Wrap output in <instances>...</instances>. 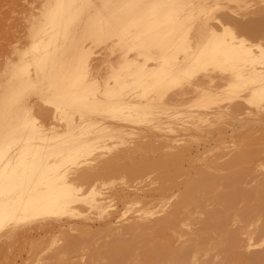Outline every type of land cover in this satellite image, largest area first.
Listing matches in <instances>:
<instances>
[{"label":"bare ground","instance_id":"6f19581e","mask_svg":"<svg viewBox=\"0 0 264 264\" xmlns=\"http://www.w3.org/2000/svg\"><path fill=\"white\" fill-rule=\"evenodd\" d=\"M97 1L49 0L0 44V263L31 242L18 264H264V137L252 136L264 116L243 117L264 111V10L230 7L262 0ZM225 125L242 132L233 154L191 157ZM105 144L110 155L82 161ZM105 173L123 184L76 185Z\"/></svg>","mask_w":264,"mask_h":264},{"label":"rangeland","instance_id":"374dc122","mask_svg":"<svg viewBox=\"0 0 264 264\" xmlns=\"http://www.w3.org/2000/svg\"><path fill=\"white\" fill-rule=\"evenodd\" d=\"M47 1H49V0H14V1H11V0H8V1L7 0H0V15H1L0 16V22H1L0 23V33H1L0 35L3 34L2 35L3 37L0 36V39L4 38L6 35L10 34L11 32H14V30L18 31V35L19 34L24 35L27 32V29L30 28V25H29L30 20L31 19L32 20H37V19L40 18V14L43 12L44 6L46 5ZM93 2L97 6L101 5L97 0H93ZM249 3L250 2H248V5H246V6H245V3H240V4L236 3L237 5L231 3L230 7L233 8V10L235 11V13L237 15H239L240 17L243 16L245 19L250 17V15L253 14V13H256L258 15L262 10H264V0L258 1V2H254L252 5H250ZM233 5L235 7H233ZM243 5H244V7H243ZM23 18H25V19H23ZM10 30H13V31H10ZM24 31H26V32H24ZM5 33H7V34H5ZM240 35L243 36L244 34H240ZM245 35H247V34H245ZM8 37H10V36L8 35ZM8 37H5V39H4L5 41L4 40L0 41L1 42L0 44H2V42H3V44H7V41L11 38L10 37L8 39ZM244 37L246 38V36H244ZM247 39H249L250 42H252V43L259 42L258 38H255V37L252 38L249 35L247 36ZM7 46H9V42H8ZM97 51H99V50H97ZM223 83L224 82L215 81L214 84H213V88H215V87H217V86H219V85H221ZM228 100H230V99L223 98L222 101L219 102V104H218V101H217L218 108L219 107L225 108V106L226 107L230 106L231 104H233L235 102H238V101H241L242 99H240V98L236 99L235 98L232 101L231 100L228 101ZM187 102H189V100ZM187 105H189V104H187ZM215 105L216 104H214L213 107H215ZM251 106H253V105L248 106V113L247 114H243V117L246 119V122L248 124L249 123L252 124V123H254L256 121L257 118L264 116V111H258L257 109H255L254 107H251ZM189 107H191V106L189 105ZM182 109H184L183 111H185V110L186 111H190V109H188V110L185 109V108H182ZM192 109H194V108H191V110ZM182 118H184V117H181V120H182ZM186 120H187V116L184 118V121H186ZM140 123H142V122H140ZM145 124L147 125V123H143L142 125L141 124L140 125L136 124V125H137L138 128H144L146 126ZM136 125H134L135 128H137ZM225 126H227V125H225ZM253 132L254 133L252 134V136L255 137V138L264 137V127H261L260 129L257 128ZM241 134H242L241 131H236V130L233 129V127H230V126H227L226 128L225 127H222V128L218 127L216 129H214L211 133H209V140L208 139H201L200 141L195 140L194 142H191V144L188 147L189 148V153H190L191 157L197 156L196 154H199V156H202L203 158H207V155H209V157H211L213 155L214 156L215 155H218V156L226 155V158H224V159H227L229 155H231V154H233V152H235V150L237 148L236 147L237 138ZM100 135H102V134H100ZM104 139L105 140L107 139L106 143H108V144H110V142L113 141V140H110L109 138H107V136L106 137L104 136ZM257 146H258V148L260 147L259 150H264V148H262V147H264V144H260V145L256 144V147ZM120 147H122V146H119L118 148H120ZM208 149H210V150L207 151V152H204V150L206 151ZM99 150H102V151H99ZM114 150L115 149H113V150L110 149L109 146L107 147L106 144H105V146H103V148H99V146H98V148L93 150L90 155L82 157V161H84V163L90 162L93 159H95L96 156L100 152H104L108 156ZM260 154H259L260 156L258 155L259 158H257V160H259V161L264 160V151H261ZM223 157H225V156H223ZM224 159H221V160H224ZM196 160H203V159L202 158L201 159L196 158ZM188 166H189V163L186 161L184 163V171H185V173L188 171ZM254 171H255L254 175H256V176H258L260 178L262 176H264V167L256 168ZM107 173L109 175L112 172H107ZM108 175L106 174V176L105 175L101 176L102 179H100V180H101L102 186H101V183H99L100 180H95L94 181L95 183L97 181H99V182L97 184H95L94 186H92L94 184V182H93V184L90 183V182H89V184L85 183V185L84 184L82 185V183H78L77 182L76 185H78L80 187L83 186V189H81V190H90V188L91 189L92 188L95 189L97 187H99V189H100L102 187L100 190H106L107 191V190H113L115 187H118L121 184H123V181H121L123 179V178H121L122 177L121 175H118L119 176L118 178H116L117 176L116 177L114 176L115 174H113L112 178L109 177ZM152 177H154V174H149V175L143 177L142 179L137 180V181H140V182L137 183V181H136L135 186L136 185H138V186H136L135 190L138 191L140 197L145 195L147 192L151 193L152 189L155 188L156 182H155L154 178H152ZM186 178H187V176L182 175V176H179V177H177L175 179V184L177 185L178 188H180V187L182 188L183 187V185H184V183L186 181ZM109 182H113L112 185H110ZM148 190H150L151 192L148 191ZM114 207H116L118 214H120L124 210V205L122 203H120V202L114 201ZM136 209H137V206H133L132 208L130 207V209L127 212L126 216L125 217L123 216L122 218H120L121 222H123V219L126 218L127 216L131 215ZM60 218L61 219H69V220L76 221V222L77 221H84V220H90L91 219V218L89 219L85 215L74 217V216H69L68 214L67 215H63ZM92 221L97 226V222L98 221L97 220H90V223H93ZM193 222L196 223L197 219L194 220ZM57 234H59V233H57ZM39 237L42 238L43 236L40 235ZM88 237H91V235H88L87 237H85V240L86 239L87 240L90 239ZM34 238H37V236H35ZM30 243L31 242L23 245L22 248H20L19 244H17V243H15V245H13V247H11V250L20 248L18 250L19 254L15 257L17 264L20 263L22 259H25L28 256ZM83 252H85V251H83ZM47 254L46 253H42L41 256H43V258H44V257L47 256ZM85 258H86V254H85ZM44 263H45L44 261L38 262V264H44ZM0 264H2V262ZM3 264H5V263H3Z\"/></svg>","mask_w":264,"mask_h":264}]
</instances>
